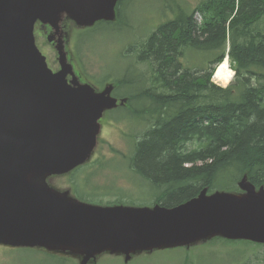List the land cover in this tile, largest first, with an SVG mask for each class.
I'll return each mask as SVG.
<instances>
[{
    "label": "water",
    "instance_id": "obj_1",
    "mask_svg": "<svg viewBox=\"0 0 264 264\" xmlns=\"http://www.w3.org/2000/svg\"><path fill=\"white\" fill-rule=\"evenodd\" d=\"M117 1L0 0V243L77 255L80 264L103 252L127 261L215 236L264 243V188L246 176L240 193L203 188L172 207L85 203L48 184L89 159L98 120L116 106L111 85L96 92L75 77L62 22L113 20ZM36 22L51 28L56 72L35 44Z\"/></svg>",
    "mask_w": 264,
    "mask_h": 264
},
{
    "label": "trees",
    "instance_id": "obj_2",
    "mask_svg": "<svg viewBox=\"0 0 264 264\" xmlns=\"http://www.w3.org/2000/svg\"><path fill=\"white\" fill-rule=\"evenodd\" d=\"M122 5L114 21L97 22L87 32L125 24ZM175 8L136 51L135 62L147 71L136 80H112L116 92L125 89L121 96L131 108L141 105L131 115L147 123L127 168L156 191L153 202L166 207L203 187L237 191L243 175L264 187V0H198L191 10ZM189 50L202 57L193 67L180 60ZM225 55L234 77L221 87L211 77ZM91 163L72 171V192L97 203L112 190L90 183L104 167L100 159Z\"/></svg>",
    "mask_w": 264,
    "mask_h": 264
},
{
    "label": "rangeland",
    "instance_id": "obj_3",
    "mask_svg": "<svg viewBox=\"0 0 264 264\" xmlns=\"http://www.w3.org/2000/svg\"><path fill=\"white\" fill-rule=\"evenodd\" d=\"M175 1L185 8L188 6L192 8L198 0ZM124 4L126 6H122V15L125 24L114 27L116 29L79 31L80 28L71 22H66L63 27L71 62L77 70L81 68L77 50L87 73L91 76L80 72L82 69L79 75L92 84L97 91L112 81L115 74L119 79L132 80L141 74L138 70L147 71L145 64H137V70L128 67V63L135 59L137 43L143 40L156 25L173 16L172 9L167 8L172 5V0H126ZM193 18L200 21L198 15H194ZM34 37L38 49L46 57L50 68L57 70L59 66L54 47L46 41L45 35L38 34L36 29ZM201 58V53L189 50L180 60L183 65L193 67L200 62ZM106 77L108 80L101 85L100 82ZM212 80L217 85H227L217 82L215 78ZM140 106H135L127 112L120 110L119 113L117 110H112L106 113L107 119L102 122L95 155L91 157L94 163L91 164H95L96 159L105 162L103 168H96V178L94 175L90 183L95 185L97 182L96 185L109 187L119 193L112 192L99 197L97 202L99 204L149 205L154 198L156 191L127 168L133 142L139 139L142 131L146 129L145 121L138 122L140 119L131 115L133 109ZM121 114L125 115V118ZM121 154L125 158L119 157ZM66 176L52 175L47 178V182L56 190H68L72 197L78 199L72 192L74 180L72 176L74 175ZM82 176L79 175V177ZM82 178L84 179V176ZM79 261L80 257L73 254H54L42 248L0 245V264H80ZM87 264H264V244L244 239L211 237L187 247L164 248L132 254L127 261L121 254L102 253L95 259L89 260Z\"/></svg>",
    "mask_w": 264,
    "mask_h": 264
},
{
    "label": "bare ground",
    "instance_id": "obj_4",
    "mask_svg": "<svg viewBox=\"0 0 264 264\" xmlns=\"http://www.w3.org/2000/svg\"><path fill=\"white\" fill-rule=\"evenodd\" d=\"M165 21V20H164ZM229 59L223 60L214 69L213 78L221 84H227L231 81L234 70L228 64Z\"/></svg>",
    "mask_w": 264,
    "mask_h": 264
},
{
    "label": "flooded vegetation",
    "instance_id": "obj_5",
    "mask_svg": "<svg viewBox=\"0 0 264 264\" xmlns=\"http://www.w3.org/2000/svg\"><path fill=\"white\" fill-rule=\"evenodd\" d=\"M117 99H120V98H117ZM129 108V104L126 102L125 104H123V105H118V106H116L114 109H123V110H126V109H128ZM103 120H101V122H102Z\"/></svg>",
    "mask_w": 264,
    "mask_h": 264
}]
</instances>
